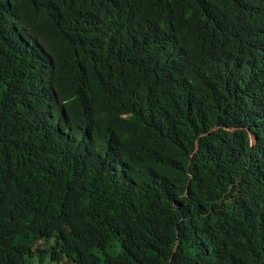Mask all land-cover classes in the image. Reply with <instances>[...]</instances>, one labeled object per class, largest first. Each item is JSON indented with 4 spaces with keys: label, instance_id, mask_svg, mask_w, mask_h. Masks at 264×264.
I'll return each instance as SVG.
<instances>
[{
    "label": "trees",
    "instance_id": "obj_1",
    "mask_svg": "<svg viewBox=\"0 0 264 264\" xmlns=\"http://www.w3.org/2000/svg\"><path fill=\"white\" fill-rule=\"evenodd\" d=\"M255 89L264 0H0V264H264Z\"/></svg>",
    "mask_w": 264,
    "mask_h": 264
},
{
    "label": "bare ground",
    "instance_id": "obj_2",
    "mask_svg": "<svg viewBox=\"0 0 264 264\" xmlns=\"http://www.w3.org/2000/svg\"><path fill=\"white\" fill-rule=\"evenodd\" d=\"M263 64V62H262ZM242 67L241 65L238 64V69L237 70H241ZM241 79L243 81V83L245 84V86H251L253 85L249 80L248 78L245 76V75H242L241 76ZM253 98H255L258 102V105H261L262 102L264 101H261V97H262V94L260 92H258L256 89L254 90V93H253ZM30 97V96H29ZM244 125L245 123H241V124H238V125H234V126H221L223 131H226L228 134L230 135H236L239 140L241 142H246L248 143V146H251V145H254V141H255V137L253 134L250 133V131L252 132V129L251 127H246L244 128ZM220 127V126H219ZM206 129V128H205ZM218 130V129H217ZM186 135V134H185ZM145 136V135H144ZM145 138V137H144ZM160 138V137H159ZM250 152V150H248V153ZM177 154V153H176ZM175 154V155H176ZM174 157V156H173ZM41 175V174H40ZM9 179V178H8ZM12 179V178H11ZM34 180V179H33ZM23 189V188H22ZM70 190V189H69ZM73 193V192H72ZM74 194V193H73ZM67 195H69L67 193ZM70 197V196H69ZM75 202V201H74ZM76 203V202H75ZM221 205V204H220ZM224 205V204H223ZM220 207V206H219ZM249 210H245L244 212L245 213H242V214H246V212H248ZM69 212V211H68ZM71 222V221H70ZM245 223V221H244ZM72 227V226H70ZM77 232V231H76ZM69 233V232H68ZM258 233V232H257ZM66 235V234H65ZM75 239V238H74ZM64 242V241H63ZM67 242V241H66ZM42 245V244H41ZM44 248V247H43ZM45 250V249H44ZM39 256V255H38ZM40 258V257H39Z\"/></svg>",
    "mask_w": 264,
    "mask_h": 264
},
{
    "label": "clouds",
    "instance_id": "obj_3",
    "mask_svg": "<svg viewBox=\"0 0 264 264\" xmlns=\"http://www.w3.org/2000/svg\"><path fill=\"white\" fill-rule=\"evenodd\" d=\"M64 10H56L54 13L52 14H47V13H44L43 16H44V28L46 27V25H48V23L50 21H52L51 19L58 13H61L63 12ZM19 16L21 18H23L24 20H26V23H25V26L28 28V29H31L33 31V33L36 35V31L38 30V25H37V22H33L30 20L29 16L23 12L22 10L19 11ZM53 25H54V28H55V31H58V32H61L63 31V28L61 27V25L57 24V23H54L52 21ZM150 22H147V23H144V24H141L138 28H143V29H146L148 26H149ZM42 34V33H40ZM39 35V34H38ZM238 111L241 113L242 115V122L241 123H245L244 125V128L246 127H251L252 129V134H253V131L255 130V123L253 122V120L246 114L242 113L239 109Z\"/></svg>",
    "mask_w": 264,
    "mask_h": 264
}]
</instances>
